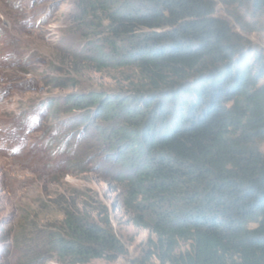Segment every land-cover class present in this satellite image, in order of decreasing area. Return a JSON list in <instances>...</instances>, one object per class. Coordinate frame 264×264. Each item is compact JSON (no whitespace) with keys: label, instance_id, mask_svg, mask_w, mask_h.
Returning <instances> with one entry per match:
<instances>
[{"label":"trees","instance_id":"16d2710c","mask_svg":"<svg viewBox=\"0 0 264 264\" xmlns=\"http://www.w3.org/2000/svg\"><path fill=\"white\" fill-rule=\"evenodd\" d=\"M241 6L264 12V0L83 5L86 17H100L107 63L135 66L143 83L78 95L73 105L103 123L100 142L124 168L126 207L155 234L158 264H264V46L249 36L260 27ZM65 213L52 238L64 258L88 264L127 253L109 216Z\"/></svg>","mask_w":264,"mask_h":264},{"label":"rangeland","instance_id":"374dc122","mask_svg":"<svg viewBox=\"0 0 264 264\" xmlns=\"http://www.w3.org/2000/svg\"><path fill=\"white\" fill-rule=\"evenodd\" d=\"M84 2L0 0V264H79L52 240L71 208L98 222L109 216L127 248L88 264H158L155 234L126 207L124 168L100 142L103 123L73 105L78 95L143 83L135 66L107 63L112 48ZM239 10L260 27L249 36L264 46V12ZM220 11L231 14L224 3Z\"/></svg>","mask_w":264,"mask_h":264}]
</instances>
